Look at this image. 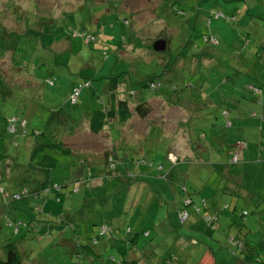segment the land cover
<instances>
[{"label": "rangeland", "instance_id": "1", "mask_svg": "<svg viewBox=\"0 0 264 264\" xmlns=\"http://www.w3.org/2000/svg\"><path fill=\"white\" fill-rule=\"evenodd\" d=\"M14 15L22 18L18 26ZM84 33L95 37L84 42ZM66 38L70 50L61 54ZM159 38L167 43L157 52L152 44ZM9 45L15 46L14 60L20 65L11 59ZM15 65L26 76L14 75ZM0 70L10 90L3 110L18 114L20 122L25 119L30 133H44L27 141L62 140L71 151L46 147L27 168L31 145L19 138L15 146L5 138L9 133H2L3 160L21 168L0 174V246L20 239L14 233L20 217L37 223L32 234L17 242L23 264H77L78 259L196 264L207 247L216 264H253L256 253L264 264V0H38L37 6L30 0H0ZM195 72L198 79L207 75V87L194 85L189 96L210 94L218 102L214 106L171 104L142 87L145 79L156 77L167 84L159 93H170L172 84L182 82L177 75L187 74L195 83ZM111 80L118 82V96L130 107L153 100V111L142 122L137 115L125 123L112 119L102 133L85 141L62 135L69 119L61 116L82 121L86 105L92 110L101 106L92 97L97 93L105 100ZM79 82L86 85L72 105L71 88ZM221 94L253 100L257 114L248 115L240 105L230 113L232 126H225L222 99L216 98ZM167 152L178 162H169ZM44 154L56 158L48 178L63 186L62 201L53 193L39 203L30 197L12 200L31 184L35 171L44 177L36 168ZM106 154L122 171L119 179L110 173ZM87 169L93 180L85 178ZM139 169L147 177L134 180L133 170ZM77 181L79 190L68 192ZM97 182L104 186H94ZM186 192L190 198L185 201ZM34 203L52 209L53 215L40 217ZM67 205L71 217L65 220L74 225L59 223V211ZM80 241L91 245L93 253L81 248L78 255L75 244ZM157 244L155 259H148ZM248 253L251 260L244 259Z\"/></svg>", "mask_w": 264, "mask_h": 264}, {"label": "trees", "instance_id": "2", "mask_svg": "<svg viewBox=\"0 0 264 264\" xmlns=\"http://www.w3.org/2000/svg\"><path fill=\"white\" fill-rule=\"evenodd\" d=\"M33 2V6H37V2L38 0H31ZM67 6V5H66ZM20 18V16H19ZM22 19V18H21ZM207 35V34H204ZM94 35L92 34H87L84 33L83 36L81 37L83 39L84 42H89ZM219 43V41L216 42H212V44H217ZM258 48V47H257ZM12 50V52H14L15 50V46L9 45L7 46V50ZM243 49V45H241V48ZM243 50H241L242 53ZM187 52V51H186ZM188 53V52H187ZM187 53H185L183 55V57L185 55H187ZM196 55V54H195ZM201 56H205V53H200ZM195 57V56H194ZM16 64H18L17 62H15ZM0 72H2L0 70ZM196 74V72H195ZM195 76V80H194V76L191 77L193 78V81L195 83L192 82V80L189 79V77L180 73L179 75H177V78L182 79V82L176 85H171V92H167L165 91L164 93H159L161 90V88L163 86H166L167 84H165L163 81H161L159 78L156 77H150L145 79L143 82L142 87L153 91L156 93L155 98H162L164 100H168V102H170L171 104L175 103L176 105H179L180 103H184V101H190L193 103H202L203 105H208V107H212L215 104H217L218 102L215 101V99L213 100L212 96L210 94H207L205 96V99H203L201 96H197L196 94H194V97H199L197 98H193L192 95L189 96L190 94V89L192 87H195L194 85H196V87H198L199 89H202V85L205 86V80L203 81H199L198 76H200L199 73H197ZM207 76V75H206ZM206 76H202L201 78L207 79ZM185 78V79H183ZM223 82L227 81L228 79H222ZM83 82H79L76 83L72 88H71V93L69 95V102L72 105H75L78 102V93L80 88L83 89V87L86 85V83L82 84ZM90 85V83H89ZM88 85V86H89ZM87 86V87H88ZM109 90L108 93L106 94L105 100L102 99V97H99V94H95L92 98L96 99V102H99L101 104V106L97 109H94L91 111V113H89L88 119H87V123H88V129L91 132V135H96L97 133H100L103 131L104 127L107 125V123L112 120V119H118L121 122H127L130 118H134V115H137L139 121L142 122L143 119H145L152 111H153V106L151 104V101H144L142 103H138L136 105H134L133 107L129 106V103L126 99L119 97L118 96V92H120L119 88V84L116 80H111L110 83L108 84ZM207 87V85L205 86ZM258 87V86H257ZM261 87H259L260 89ZM248 89V86H247ZM261 90V89H260ZM9 88L6 87L4 85V80L3 78L0 76V141L2 140V133L5 131V133H9L8 135L5 136V138L9 139L11 141V143L13 145H18V139L22 138L24 139V142L26 145H31L30 146V161L29 164L27 166V168L30 167L31 161L33 158H36L37 155H39L40 153H43L47 148H50L52 150L56 149L59 152H61L62 154H70V146L66 145L62 140L59 142H46L45 139L44 140H36L30 144L28 140V138H38L39 135H44L43 131L40 132L39 130L36 131H32L31 133L27 130L26 128V123L24 124V120L23 119L21 122V117L19 116L18 118V114L16 113H8L5 112V110H3V107L5 106V100H6V96L9 94ZM95 91H99V90H95ZM135 94V91H129V95L133 96ZM164 95L165 98L162 96ZM231 95H218L216 96V98H221L222 99V104H220L221 107V114L224 118V122H225V126L229 127L232 126L233 124V119L230 115V113L232 114V110L234 112H236L235 110H240V105L245 104V108H246V113L248 115H255L257 113L254 112V103L253 100H242L240 101V98L238 99H233ZM232 100L234 102L233 106L231 107L230 104L228 103L229 100ZM259 103H261L260 101H258ZM246 104H250V106L248 107ZM261 113H264V104L261 103ZM251 108V109H249ZM133 109V112H132ZM241 112V111H240ZM133 113V114H132ZM66 116L69 119V122L67 123L68 125H65L64 127V131L61 132L62 135L64 134H68V135H72V136H76L79 134L80 132V127L78 128V131L76 132L75 128L78 126V123H80V120L74 121L72 120V115L71 114H65L63 116H61L62 121H64L66 119ZM76 124V125H74ZM11 126L13 127V129H11ZM66 130V131H65ZM18 133H21L22 137L17 136ZM84 135V134H82ZM88 136V135H86ZM63 137V136H62ZM191 139V137H190ZM17 142V143H16ZM54 152V151H53ZM237 152H234L232 156H235ZM108 154V153H107ZM106 154V161L109 165V167L112 169L111 170V174L113 171H115L114 174H112L114 176V178L119 179L120 176L122 175V171L118 172V169L115 168V162L114 160H112L111 157H109ZM4 157V158H3ZM167 160H169V162L171 163H175L178 162V158L175 160H171L168 158V152H167ZM3 159H7V156L0 154V174H2L1 177H3V175H6V170H7V174L9 175L10 173H12L14 170L16 169H20L21 166L17 165L16 163H13L11 165H9L5 160ZM13 161V160H12ZM231 161V159H230ZM56 158L54 155H48V154H44L42 161L38 164V166L36 167L37 169L40 170V173L42 175H44L43 178L39 177V171H35V175L34 177L36 178H32V182L31 184H26L24 182V179L21 180V182L23 184H26L27 187H25L20 193H17L15 195V197L12 198V200L15 199H23L25 197H30V200H36V202L39 203V198H47V196L49 195V193H53L54 194V198L56 201L61 202L63 199L61 190H62V185H59L56 182H52L49 178H48V174L52 171L53 168H55L56 166ZM85 162V161H84ZM84 162L82 161V163L84 164ZM85 165V164H84ZM34 167V166H32ZM115 168V169H114ZM126 168V166H125ZM6 169V170H5ZM87 171L89 173H87L88 175H86L85 178H87L88 180H93V173L87 169ZM38 175V177H37ZM7 176V175H6ZM127 177V172L124 175ZM125 177V178H126ZM89 178V179H88ZM1 181V178H0ZM80 181L75 182L72 186H70V188L68 189V192H77L79 190L78 185H79ZM94 186L96 187H102L104 186V184H100L99 182L95 183ZM188 198H190V194H188V192H186V197L184 198V200L186 201ZM192 203V201L189 200V202H186V204ZM67 204H69L71 206V203L67 202ZM69 206L67 205L65 207V209H63L61 212V215L59 217V223H63L66 225H70V224H75L73 222L72 219H68L65 220V217H71L70 213L71 210L68 208ZM33 208L34 210H36L38 212V214L40 215V217L42 215H47V216H52L53 214L51 213L53 210L49 209L47 206L45 205H41V204H33ZM56 210L58 208H55ZM246 213V212H244ZM247 214V213H246ZM15 219H17V217H14ZM22 217L19 218V221L17 222V225L15 227V235H21L19 240H15V241H10V239L7 240V242H4L2 244V246H0V264H23V259L21 257V253L18 250V246H17V242L21 241L22 239H25L27 236L30 235V233L32 234L35 229H36V224L34 221H24L21 219ZM22 228V233L19 232V230ZM26 229L27 231L25 232L24 229ZM113 228V227H112ZM61 231H59L60 233ZM65 232V231H63ZM94 238V237H93ZM92 238V239H93ZM134 239V238H133ZM97 238L93 239V243L94 241H96ZM245 246V245H244ZM75 247L77 248L76 253L78 255H81L82 249H85L88 252H92L93 250L91 248V245L89 244H84L83 241H80L78 243L75 244ZM256 253V252H255ZM252 255L246 254L244 259H248L251 260ZM85 260V259H83ZM213 263L215 264V260L212 259ZM262 259L260 258V256L256 253L255 254V258L253 259V264H262ZM36 261V260H33ZM83 263L82 261H80L78 259V263L77 264H81ZM84 264V263H83ZM120 264H135V261L131 260V259H123L121 261Z\"/></svg>", "mask_w": 264, "mask_h": 264}, {"label": "crops", "instance_id": "3", "mask_svg": "<svg viewBox=\"0 0 264 264\" xmlns=\"http://www.w3.org/2000/svg\"><path fill=\"white\" fill-rule=\"evenodd\" d=\"M31 1V0H30ZM65 3V2H64ZM99 4V3H98ZM106 10V9H105ZM104 9H102L101 10V12L98 14L99 16L105 11ZM99 16H97L96 18H95V20H94V22H96L97 23V21H98V19H99ZM13 25H16V26H18L17 25V22L19 21V20H21V18H19V16H17V15H14L13 16ZM8 22L10 23L11 22V20L10 19H8ZM24 22V21H23ZM60 39H62V37L60 38ZM55 41L57 40V39H54ZM64 43H62L61 44V46H60V48H59V50H61L62 49V46H65L66 47V49H63V50H61L60 52H61V54L63 53V52H65L66 50H70L69 48H70V43L68 42V39L66 38V39H64ZM53 45H56V42L53 44ZM11 59L13 60V62L15 63L16 61L14 60V52H12L11 53ZM9 62V61H8ZM1 63H5V60L3 61V62H1ZM9 64V63H8ZM10 64H12V63H10ZM13 65V64H12ZM18 65H20V64H18ZM12 69H13V71H14V75H16L17 76V73H18V75H20L21 73L23 74V75H25V72H24V70H22L19 66H17V65H15L14 67H12ZM17 70V71H16ZM16 72V73H15ZM26 76V75H25ZM24 76V77H25ZM204 79L203 78H201L200 77V79H199V81H203ZM161 98V97H160ZM158 99V98H157ZM84 100H85V98H84ZM83 103V102H82ZM242 107L244 108L245 107V105L243 104L242 105ZM85 108V111H86V116H84V118L82 119V121L80 122V123H78V126L75 128V130H77L79 127L81 128L80 129V132H79V134L77 135V136H80L81 137V139L83 140V141H85V139H86V135H91V132L89 131V129H88V123H87V119H88V116H89V113H91V111H92V109L91 108H89V106H85L84 107ZM240 109H241V106H240ZM78 114V113H77ZM79 120H77V122H78ZM74 125H76V124H74ZM65 128V127H64ZM64 131V130H63ZM66 131V130H65ZM103 132V131H102ZM101 132V133H102ZM82 134H84V135H82ZM133 179L134 180H139V179H144V178H146L147 177V174H146V172L144 171V169H139V170H133ZM165 191L166 192H170V189L169 188H166L165 189ZM207 198L209 199V197L207 196ZM211 200H213V199H211ZM13 217H17V214H15ZM21 219H23V218H21ZM24 229V228H23ZM183 231V230H182ZM19 232L20 233H22V228L19 230ZM158 247H159V244H157L155 247H154V249H153V251L155 252H152V254L151 255H149L148 256V259H155V256H156V253H157V249H158ZM210 247H207L204 251H202V253H201V255H200V257L198 258V261H197V263L196 264H212L213 262V257L211 256V248L209 249ZM80 261H82L84 264H113V263H111V261L109 260V259H101L99 262L97 261V259H85V260H83V259H79ZM131 260H133V261H135V264H139V263H142L143 262V264H145V262L144 261H142L143 259H131ZM34 264H38L37 263V260L35 261V262H33ZM58 262H52V264H57ZM83 263H81V264H83ZM216 264V263H215Z\"/></svg>", "mask_w": 264, "mask_h": 264}, {"label": "water", "instance_id": "4", "mask_svg": "<svg viewBox=\"0 0 264 264\" xmlns=\"http://www.w3.org/2000/svg\"><path fill=\"white\" fill-rule=\"evenodd\" d=\"M166 40L164 38L156 39L153 44L152 48L154 51L160 52L166 49Z\"/></svg>", "mask_w": 264, "mask_h": 264}, {"label": "built area", "instance_id": "5", "mask_svg": "<svg viewBox=\"0 0 264 264\" xmlns=\"http://www.w3.org/2000/svg\"><path fill=\"white\" fill-rule=\"evenodd\" d=\"M211 37V36H210ZM212 42H215V41H212ZM11 129H13V127L11 126ZM236 158H235V156H234V160H235ZM187 202H189V200L187 201ZM182 219H183V216L181 217Z\"/></svg>", "mask_w": 264, "mask_h": 264}]
</instances>
